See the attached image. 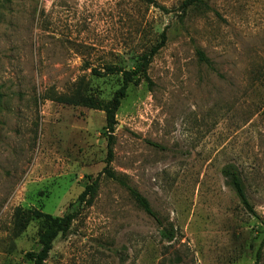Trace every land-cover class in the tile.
Here are the masks:
<instances>
[{"label":"rangeland","instance_id":"rangeland-1","mask_svg":"<svg viewBox=\"0 0 264 264\" xmlns=\"http://www.w3.org/2000/svg\"><path fill=\"white\" fill-rule=\"evenodd\" d=\"M184 1L0 0V264L40 249L44 221L17 210L78 208L107 156L104 112L85 103L108 102L122 76L106 67L132 70L163 32L116 113L110 164L161 226L102 174L44 264H264V0Z\"/></svg>","mask_w":264,"mask_h":264},{"label":"trees","instance_id":"trees-1","mask_svg":"<svg viewBox=\"0 0 264 264\" xmlns=\"http://www.w3.org/2000/svg\"><path fill=\"white\" fill-rule=\"evenodd\" d=\"M145 1V0H141ZM148 4H153V1H147ZM201 4V0H185L182 3L181 12L185 14L186 10L190 7H198ZM165 43V34L164 32L160 34V41L157 45L152 47L147 53L140 56L135 64V67L129 71H123L119 68L106 67V74L113 75L115 73L120 74L122 76V83L118 90L115 91L112 98L106 102L99 105L94 104L89 101V104L85 103V106L89 108L98 107L99 110L104 112L105 117V128H104V137L106 139V150L107 156L105 159V166L100 173V175L104 174L106 178L111 181L116 182L120 186L124 187L128 193L131 201L136 205L138 209H140L145 215L154 219L159 226H161L160 221L157 219L156 214L151 209L148 201L134 188L128 186L124 180L117 177L113 171L110 170V164L113 159V147L115 144L114 132L117 126L116 122V113L121 105L122 100L126 96V91L131 84H136L135 78H144L147 82L148 78L146 75L147 67L151 62L153 56L159 51L160 48L163 47ZM198 57V61L200 63L205 64L207 67L212 68L211 62L204 56V54L200 51L196 52ZM86 102V101H85ZM154 146V145H152ZM221 176L224 179L225 185L229 187L235 194L238 199L241 207L251 216L257 218L255 211L250 205L245 187L240 177L238 170L233 165H225L222 167ZM98 175L94 180L89 179V182L85 185L83 191L79 194L76 199V203L78 204V208L72 213L65 214L61 217H52L48 214L41 213L39 211H24L21 212L19 210L16 211L15 216L17 219L22 220L25 224L31 218L42 219L45 223V228L38 236V244L40 249L38 252H28L25 254V259L28 260L31 264H44L47 260L49 253L53 248V243L57 238L64 239L70 232L71 226L75 219L78 216V211L80 208H88L91 207L95 197L98 193ZM264 227V223H262ZM159 235L162 239L171 241L174 238V231L172 229L163 228ZM264 243V238L262 240ZM257 255V259H258ZM258 264V260L255 262Z\"/></svg>","mask_w":264,"mask_h":264}]
</instances>
